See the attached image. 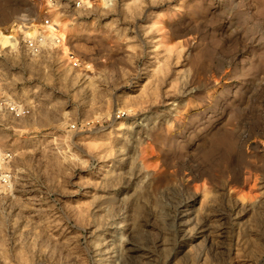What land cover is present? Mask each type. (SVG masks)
Wrapping results in <instances>:
<instances>
[{
    "label": "rangeland",
    "instance_id": "obj_1",
    "mask_svg": "<svg viewBox=\"0 0 264 264\" xmlns=\"http://www.w3.org/2000/svg\"><path fill=\"white\" fill-rule=\"evenodd\" d=\"M70 1L80 68L0 41V264H264V0Z\"/></svg>",
    "mask_w": 264,
    "mask_h": 264
},
{
    "label": "bare ground",
    "instance_id": "obj_2",
    "mask_svg": "<svg viewBox=\"0 0 264 264\" xmlns=\"http://www.w3.org/2000/svg\"><path fill=\"white\" fill-rule=\"evenodd\" d=\"M52 0H45L42 4L44 11L47 8V13L52 15L51 22L47 24L40 22L39 24H25L19 23L16 26H11L7 32H0V41L4 44H9L18 35L23 36L25 39H38V38H51L55 43H58L61 58L66 61L71 60L72 53L67 45L68 40V23L66 20H61L51 3ZM86 4L90 2L82 0ZM107 0H99V3H105ZM92 3V2H91ZM90 69L91 67L88 66Z\"/></svg>",
    "mask_w": 264,
    "mask_h": 264
},
{
    "label": "built area",
    "instance_id": "obj_3",
    "mask_svg": "<svg viewBox=\"0 0 264 264\" xmlns=\"http://www.w3.org/2000/svg\"><path fill=\"white\" fill-rule=\"evenodd\" d=\"M28 3H30L31 5H39L41 4L44 0H27ZM89 1H92V0H89ZM69 7L71 10H74V9H80L83 7L82 5V2L81 0H72L69 2ZM48 23V20H46V24ZM38 41L37 40H28L25 42V46L26 48L31 52V53H38L40 51L39 49V46H38ZM73 56V55H72ZM72 67L74 68H80V62L75 59L74 57L72 58ZM3 103L4 102H0V110H1V107L3 106ZM5 110L7 112H9L10 114H12L13 116H20V115H23L25 113V111L23 110H20L16 105H13V104H6L5 105ZM0 157L2 159H10V155L8 153L4 154V153H0ZM1 179L3 182H7L9 181V179L3 174L1 175Z\"/></svg>",
    "mask_w": 264,
    "mask_h": 264
}]
</instances>
